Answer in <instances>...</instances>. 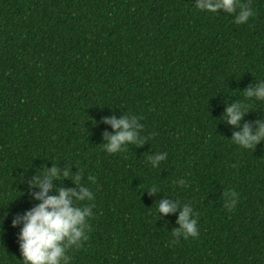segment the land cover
<instances>
[{"label": "trees", "instance_id": "16d2710c", "mask_svg": "<svg viewBox=\"0 0 264 264\" xmlns=\"http://www.w3.org/2000/svg\"><path fill=\"white\" fill-rule=\"evenodd\" d=\"M194 2L0 0V264H20L11 221L53 164L94 194L70 264H264V141L241 149L223 117L244 102L241 126L264 120L243 93L264 81V0H239L253 10L243 24ZM124 116L143 142L109 154L103 121ZM161 199L177 212L160 217ZM185 204L198 235L177 239Z\"/></svg>", "mask_w": 264, "mask_h": 264}, {"label": "clouds", "instance_id": "9594fccd", "mask_svg": "<svg viewBox=\"0 0 264 264\" xmlns=\"http://www.w3.org/2000/svg\"><path fill=\"white\" fill-rule=\"evenodd\" d=\"M194 7L202 12L217 14L218 11H223L229 15L235 14L236 24L246 23L253 15L252 8L239 3V0H195ZM243 93L246 100L264 101V81L247 88ZM248 110L249 107L244 102H233L224 109L223 114L228 125L240 128L238 132L232 133L231 142L241 149H254L264 141V120H257L254 128L248 123L240 125ZM103 122L113 130L112 134H105L104 137L107 142L103 146L107 153L114 154L123 151L126 145L143 142L138 138V128L142 126H137L136 116H124L120 119L112 117ZM166 155L167 153H163L149 157L151 166L155 168ZM69 177L75 185L74 189L53 186L54 180L61 181ZM87 179L89 183H95L94 177L89 176ZM80 181L79 174L70 175L69 169L60 171L53 164L30 182V189L37 190L30 194V202H36L35 206L16 215L11 221V227L19 228L17 243L20 264H70L71 257L67 253L70 249L79 248L88 239L89 219L94 207L91 203H84L92 201L94 194ZM50 192L53 194L49 195ZM154 192L155 189L150 193ZM226 195L228 199L224 206L231 210L236 204L235 194L228 192ZM178 204V201L170 203L161 199L157 205V213L160 217L176 213ZM177 224L178 228L172 230L177 239L195 238L198 235L197 220L190 205L180 207Z\"/></svg>", "mask_w": 264, "mask_h": 264}]
</instances>
